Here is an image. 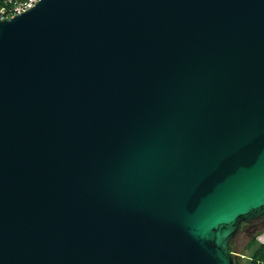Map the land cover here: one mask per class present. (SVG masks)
Instances as JSON below:
<instances>
[{"label": "water", "instance_id": "water-1", "mask_svg": "<svg viewBox=\"0 0 264 264\" xmlns=\"http://www.w3.org/2000/svg\"><path fill=\"white\" fill-rule=\"evenodd\" d=\"M263 216L264 0L0 21V264H235Z\"/></svg>", "mask_w": 264, "mask_h": 264}, {"label": "rangeland", "instance_id": "rangeland-1", "mask_svg": "<svg viewBox=\"0 0 264 264\" xmlns=\"http://www.w3.org/2000/svg\"><path fill=\"white\" fill-rule=\"evenodd\" d=\"M253 235L259 241L264 242V216L248 222H242L230 242L233 257L240 258L244 264H246V257H248L246 245Z\"/></svg>", "mask_w": 264, "mask_h": 264}, {"label": "built area", "instance_id": "built-area-1", "mask_svg": "<svg viewBox=\"0 0 264 264\" xmlns=\"http://www.w3.org/2000/svg\"><path fill=\"white\" fill-rule=\"evenodd\" d=\"M40 0H0V21L34 7Z\"/></svg>", "mask_w": 264, "mask_h": 264}, {"label": "trees", "instance_id": "trees-1", "mask_svg": "<svg viewBox=\"0 0 264 264\" xmlns=\"http://www.w3.org/2000/svg\"><path fill=\"white\" fill-rule=\"evenodd\" d=\"M248 257L246 264H264V242L259 241L254 235L247 242ZM235 264H244L240 258L233 257Z\"/></svg>", "mask_w": 264, "mask_h": 264}]
</instances>
